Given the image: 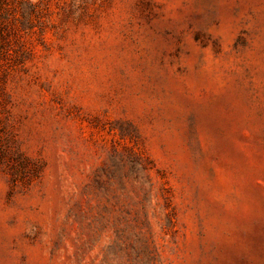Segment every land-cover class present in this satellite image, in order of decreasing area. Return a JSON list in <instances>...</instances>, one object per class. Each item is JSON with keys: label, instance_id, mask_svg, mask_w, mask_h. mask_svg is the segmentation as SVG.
Wrapping results in <instances>:
<instances>
[{"label": "rangeland", "instance_id": "374dc122", "mask_svg": "<svg viewBox=\"0 0 264 264\" xmlns=\"http://www.w3.org/2000/svg\"><path fill=\"white\" fill-rule=\"evenodd\" d=\"M0 264H264V0H0Z\"/></svg>", "mask_w": 264, "mask_h": 264}]
</instances>
